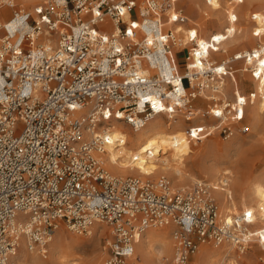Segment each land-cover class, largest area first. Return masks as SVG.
Instances as JSON below:
<instances>
[{
	"label": "built area",
	"instance_id": "1",
	"mask_svg": "<svg viewBox=\"0 0 264 264\" xmlns=\"http://www.w3.org/2000/svg\"><path fill=\"white\" fill-rule=\"evenodd\" d=\"M179 1L0 3L11 10L0 18V264H18L22 239L46 257L62 223L79 234L108 224L105 264H126L139 235L167 224L176 264H193L210 242L240 252L252 238L264 243V228L250 227L251 212L220 219L206 180L174 187L165 176L118 175L103 163L114 120L134 129L157 116L180 121L199 142L250 130L245 114L254 93L230 98L224 80L237 60L258 78V66L246 63L257 48L215 58L227 34L202 38L186 25ZM176 25L188 28L183 44Z\"/></svg>",
	"mask_w": 264,
	"mask_h": 264
},
{
	"label": "bare ground",
	"instance_id": "2",
	"mask_svg": "<svg viewBox=\"0 0 264 264\" xmlns=\"http://www.w3.org/2000/svg\"><path fill=\"white\" fill-rule=\"evenodd\" d=\"M4 1L6 0H1L0 3ZM17 1H20L25 7H29L32 3L34 4V2L40 0H16V2ZM182 1L184 0H180L175 3V6H180ZM239 1L240 0H211L210 4H200V2L188 0V11L191 13L196 8L199 10V22L204 26L205 32L203 31V33H201L199 29L198 30L200 32L194 27L191 29L198 31L199 34L203 36H206H202V38H207L212 34L211 31L207 30L209 19L216 18L219 25L216 32L220 33L223 29L225 34H227V39L222 44V48L225 45L236 41L245 42L248 40H254L253 38L256 37L264 39V11L262 13L259 12L252 15V19H255L252 23L248 22V25L245 26L246 28L241 29L239 27L237 29L235 22H237L238 18L233 13V4L238 3ZM252 1L256 3L259 2L260 4L264 3V0ZM224 11H227L226 20L222 17ZM175 29L180 35L182 41L183 37L186 39L185 35L188 28L184 27V25H176ZM255 33H257V35ZM246 63H252L253 66L257 65L261 72V75L258 78L254 77L251 73L255 84V92L254 98H252V101H249V103L252 104V123L256 126L262 120V117H264V45L257 49V57ZM227 79L228 78L224 80L226 88L229 85L232 86V84H234L236 85L235 88H237V91H241V88L245 85L244 82L240 81L239 76L234 75V73L229 82H227ZM161 120L162 118L157 116L148 121L144 127L138 129H134L129 124L120 120H114L108 124L106 128L108 131L109 142L106 144V151L102 154V160L105 167L112 173L118 175L136 173L141 177H151L156 176L161 172H165L171 174L178 182L184 184L195 181L196 178L185 172L183 169L184 160L196 149V146H193V141L190 140L185 133L186 128L184 127V123H181L180 121H171L168 123L166 121L165 123ZM211 148L212 147L208 150H211ZM231 173L232 172L229 168L219 167L215 165V163L206 166L205 174L209 178L210 182L206 181L213 190L211 192L214 193L215 198L219 202L220 219L228 218L233 220L234 217L232 216L236 215L238 216H236L237 219H240L245 216L246 212H251L252 218L250 219L249 224L253 230H256L255 228L258 227L264 228V176L254 177L245 181L241 187L242 195L240 194V202H237L233 197L229 183ZM202 181L204 180H197L195 184ZM179 187L187 188L185 185ZM238 203L241 204L240 207L238 206ZM100 224L106 223L96 222L92 226V229L94 228L95 232L92 230L90 232L92 235L95 233L99 237V235L104 234L106 229H101ZM155 228L158 227H150V229H147V233L139 235L138 241L135 245L136 250L140 249V251H142V256L146 264H161L160 262L162 259L160 258V251L157 253L155 251V253L151 254L154 243H158L162 250L170 249L175 243V240H173L172 237V232L170 235V230L173 229L172 224L159 226L158 230H155ZM109 229L110 226L108 225V230ZM90 238L92 239V237ZM91 239L85 240L74 237L71 241H65L66 248L58 250L55 247L54 250H57L55 254L57 258L50 263L44 262L39 257L40 255L38 253L30 251L27 248L25 240L22 239V241H20V247L18 248L17 254L14 256V260L18 264H78V261L75 255L73 256L71 250L86 244V242L88 243ZM64 240H67L66 237L58 235L55 243H61ZM255 241V238H252L249 245L253 244ZM259 245L261 251H264V243L259 242ZM234 246L235 245L232 243H222L216 245L215 247H211V245H207L206 243L202 246V249H200V253L198 252V255H194L195 260H207L211 255L217 254L226 259V264H236L237 260L232 258V253L234 252L233 250L236 247ZM104 252L106 255L105 250ZM150 257H152V259ZM99 259L98 255H94L90 261H88V264H99ZM207 263L209 262L207 261Z\"/></svg>",
	"mask_w": 264,
	"mask_h": 264
},
{
	"label": "rangeland",
	"instance_id": "3",
	"mask_svg": "<svg viewBox=\"0 0 264 264\" xmlns=\"http://www.w3.org/2000/svg\"><path fill=\"white\" fill-rule=\"evenodd\" d=\"M1 1V0H0ZM32 1V0H31ZM200 2V4L207 3L205 0H193ZM35 3V2H34ZM259 3V2H258ZM252 0H240L238 3L233 4V13L237 16L238 20L236 23L237 29L240 27L241 29L246 28L245 26L248 25V22L252 23L254 19H252V15L255 13H262L264 11V3L258 4ZM33 4V3H32ZM31 4V5H32ZM208 4V3H207ZM18 7L24 6L21 4L20 1H17ZM180 8H184V13L187 15L189 21L187 22V26L197 28L203 33L204 26L199 22V10L196 8L191 13L188 11L189 4L188 0H184L181 2ZM197 10V11H196ZM11 14V10L7 7L2 8L0 10V18L5 19L9 17ZM223 15V16H222ZM221 16L226 20L227 19V11H224V14ZM247 17V18H246ZM249 19V20H248ZM207 26V30L211 31V33L217 31L218 20L216 18L209 19ZM198 30V31H199ZM199 31V32H200ZM223 31V29H222ZM205 32V31H204ZM251 34V32H250ZM201 35V34H200ZM203 35H201L202 37ZM206 37V36H203ZM254 40H248L245 42H233L231 44H227L223 47V50L215 53L214 56L217 59H226L230 58L234 53L240 52V51H248L252 48H260L264 45V39H260L259 37L253 38ZM180 61L182 62V65H184V53H181L179 56ZM234 66V75L239 76V79L241 82H244V87L241 88V91H237L236 85L232 84V86H228L226 88L227 90V96L230 98H235L237 95H246L248 96L251 92H255V84L253 82V78L251 76V73L249 71H244L245 67L247 66L244 62V60H237L233 62ZM244 69V70H243ZM184 70V67L182 68V71ZM236 73V74H235ZM230 77L227 79V82L230 81ZM234 85V87H233ZM252 101V100H251ZM249 103V102H248ZM251 106L252 104L249 103L246 109V116H245V124H248L250 126V130L248 133H238L236 136L229 140H223L217 135H213L209 137L208 139H205L202 142H197L195 140H192L193 146H196L195 151L186 157L184 160V166L183 169L185 172L193 175L196 180L192 181L188 184H184L181 182H178L177 179L172 177L171 174L161 172L156 176L151 177H142L143 179L151 180L152 182L158 181L163 176L167 177L173 184L174 187H179L182 185H185L187 188L193 187L197 180H207L209 181V178L207 177L206 173V166L209 164H214L219 167L229 168L231 170V177H230V186L233 193V197L237 202H240V194L242 195V185L245 181L250 180L254 177L264 176V117H262V120L258 123V125H254L252 123V116H251ZM163 122L166 123V119L162 118ZM128 127V126H126ZM129 128V127H128ZM212 140V141H211ZM216 141V142H214ZM211 142V143H210ZM210 147L211 150H208ZM215 147V148H214ZM215 150V151H214ZM213 151V152H212ZM210 155V157H209ZM208 162V163H207ZM205 167V168H204ZM108 169V168H107ZM205 171V172H204ZM132 175H138L136 173H133ZM139 176V175H138ZM178 178V177H177ZM211 191H213L211 189ZM213 197L215 198L214 193L212 192ZM215 201L218 204L219 211H220V205L218 200L215 198ZM238 206L240 207L241 204L238 203ZM237 216V215H236ZM236 216H232L234 218H237ZM101 229L104 228L105 232L104 234L96 235L93 233L89 234H79L72 230H70L65 223H62L59 228L55 231L53 238L51 239L49 245H48V253L46 257L39 256L44 262L50 263L54 260H56V251L54 250L55 247L59 249L66 248V242L68 240H72L75 238H82L85 240L92 239L86 242V244L76 247L72 249L73 256L75 255L78 264H88V261L94 256H99V264H105V252L103 249L104 241L106 237H109L110 229L108 230L107 224H100ZM251 227V226H250ZM159 228V227H158ZM158 228H155V230H158ZM263 227L255 228L256 230L261 229ZM150 229V228H149ZM154 229V228H151ZM93 232H95V229H92ZM148 230L145 232L147 233ZM172 229L170 230L171 235ZM109 233V234H108ZM144 233V234H145ZM58 235H62L63 237H66L67 240H64L62 242L64 243H55L56 238ZM66 235V236H65ZM94 236V237H93ZM72 237V238H71ZM98 237V238H97ZM95 238V239H94ZM94 239V240H93ZM98 240V241H97ZM255 242L251 245L248 244V247L245 251L240 252L235 246V249L233 250L234 254L232 253V258L237 260L236 264H264V251L260 249L259 245V239L255 238ZM57 245V246H55ZM95 245V246H94ZM158 243H154L152 246V253H156L160 251L161 253V264H176L175 257H174V246H172L170 249L162 250L160 245L158 246ZM205 245V244H203ZM201 245L199 249L196 251L195 254H197L200 249H202ZM207 245H211V247H215L216 245L212 242L207 243ZM159 253V254H160ZM200 253V252H199ZM102 256H101V255ZM195 254L192 255V262L193 264H226V259L222 258L221 255H211L207 260L201 259L195 260ZM198 255V254H197ZM55 257V258H54ZM152 259V257H150ZM53 259V260H52ZM211 259V260H210ZM223 259V260H222ZM207 261L209 263H207ZM228 261V260H227ZM222 262V263H221ZM126 264H146L144 261V258L142 256V251L140 249H135V252L133 256H131ZM153 264V263H148Z\"/></svg>",
	"mask_w": 264,
	"mask_h": 264
}]
</instances>
